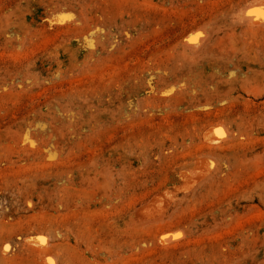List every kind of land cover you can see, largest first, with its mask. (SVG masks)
I'll use <instances>...</instances> for the list:
<instances>
[{
  "label": "rangeland",
  "instance_id": "1",
  "mask_svg": "<svg viewBox=\"0 0 264 264\" xmlns=\"http://www.w3.org/2000/svg\"><path fill=\"white\" fill-rule=\"evenodd\" d=\"M257 1L0 0V264H264Z\"/></svg>",
  "mask_w": 264,
  "mask_h": 264
},
{
  "label": "bare ground",
  "instance_id": "2",
  "mask_svg": "<svg viewBox=\"0 0 264 264\" xmlns=\"http://www.w3.org/2000/svg\"><path fill=\"white\" fill-rule=\"evenodd\" d=\"M260 3H259L260 9L257 8L259 10H255V11L253 10L254 6L256 5L255 3H253L254 6L251 10L252 16H251L250 25H252V27L255 26V28L264 27V18H261V10H264V0H262V2ZM222 130L218 126H214L206 130L203 134V143H205V145H208L210 147L211 146L221 147L222 143L226 141V135H225L226 132L224 133ZM211 170H212V165L208 160L203 158H198L195 160L193 164V172H189V171L187 172L186 170L183 169H179L178 171L174 172L172 179L170 181L171 185H169L172 187L168 188L167 186L164 193H161L163 192L161 191L160 193L158 192L159 195L158 194L154 196L152 195L153 197L151 199L147 200V202L143 203V205L141 204L142 206L140 205L141 208H139V210L136 208L137 209V210L135 209L136 219L144 223L158 219L159 217L164 215L165 211L169 207V204H171L170 202L173 200L174 197H176L179 194L181 195L191 192L197 184H199L210 174ZM40 239L30 238L28 239V242L40 248H45L46 247L45 241L43 239L41 240ZM47 264H53V263L51 261H47Z\"/></svg>",
  "mask_w": 264,
  "mask_h": 264
},
{
  "label": "snow or ice",
  "instance_id": "3",
  "mask_svg": "<svg viewBox=\"0 0 264 264\" xmlns=\"http://www.w3.org/2000/svg\"><path fill=\"white\" fill-rule=\"evenodd\" d=\"M261 18H264V10H261Z\"/></svg>",
  "mask_w": 264,
  "mask_h": 264
}]
</instances>
